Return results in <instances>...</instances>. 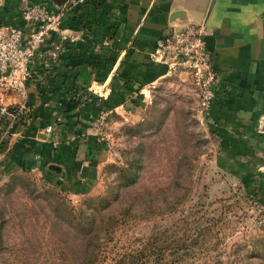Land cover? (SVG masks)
Wrapping results in <instances>:
<instances>
[{
    "label": "rangeland",
    "instance_id": "374dc122",
    "mask_svg": "<svg viewBox=\"0 0 264 264\" xmlns=\"http://www.w3.org/2000/svg\"><path fill=\"white\" fill-rule=\"evenodd\" d=\"M145 89L89 123L81 188L57 164L10 160L17 138L0 118V264H89L95 250L97 264H137L127 255L155 233L170 263L264 264L260 112L224 124L184 71Z\"/></svg>",
    "mask_w": 264,
    "mask_h": 264
},
{
    "label": "crops",
    "instance_id": "0c3cea01",
    "mask_svg": "<svg viewBox=\"0 0 264 264\" xmlns=\"http://www.w3.org/2000/svg\"><path fill=\"white\" fill-rule=\"evenodd\" d=\"M30 1L64 10L62 25L76 39L47 69L37 61L28 84L33 117L15 125L10 160L57 164L74 187L89 184L96 148L89 123L103 108L125 107L128 92L145 91L165 75L166 67L153 63L150 53L182 21L206 22L211 30L206 48L220 73L213 113L236 125L250 111L264 115V0ZM20 4L4 0L0 23L22 25ZM176 11L185 19L171 20ZM49 125L54 128L46 132Z\"/></svg>",
    "mask_w": 264,
    "mask_h": 264
},
{
    "label": "built area",
    "instance_id": "2783aa9c",
    "mask_svg": "<svg viewBox=\"0 0 264 264\" xmlns=\"http://www.w3.org/2000/svg\"><path fill=\"white\" fill-rule=\"evenodd\" d=\"M71 5L87 0H67ZM4 0H0V9ZM22 25L0 23V118L11 132L17 124H30L33 109L28 84L41 61L47 69L58 61L76 37L63 27L64 10L21 0ZM211 30L205 24H188L163 34L150 53L154 63L168 73L187 72L201 92V103L210 106L216 97L220 73L206 48ZM53 125L46 127L51 132ZM264 221V219H263Z\"/></svg>",
    "mask_w": 264,
    "mask_h": 264
},
{
    "label": "trees",
    "instance_id": "16d2710c",
    "mask_svg": "<svg viewBox=\"0 0 264 264\" xmlns=\"http://www.w3.org/2000/svg\"><path fill=\"white\" fill-rule=\"evenodd\" d=\"M81 99H78L76 102H75V106H79V102H80ZM135 177H129V179H127V182L130 183L133 181ZM154 235H157V233L153 234L152 237L149 239V241L145 244V247L139 251H136L134 253H130L127 255V257H131L133 258V260L135 262H138L137 264H139V261L142 257H145L146 256V260L144 262V264H177V263H174V262H171L168 261V253H167V250H166V247H163V246H159L158 249L156 250L155 249V246L153 245V243L155 242L156 240V237L155 239L153 238ZM100 246V245H98ZM187 248V247H186ZM99 250V248H97ZM99 252L98 251H94V254H93V257L90 261L89 264H97L96 262V258L99 257ZM174 254V253H173ZM151 258H154L155 260L153 261V263H151ZM178 259V258H176ZM122 258L120 260H118L117 262H119V264L122 263ZM133 262V261H132Z\"/></svg>",
    "mask_w": 264,
    "mask_h": 264
},
{
    "label": "water",
    "instance_id": "95a60500",
    "mask_svg": "<svg viewBox=\"0 0 264 264\" xmlns=\"http://www.w3.org/2000/svg\"><path fill=\"white\" fill-rule=\"evenodd\" d=\"M183 15H184L183 11H176L171 16V20H177V19L184 20L185 18L183 17ZM260 123H261L262 127H264V115H262V117H260Z\"/></svg>",
    "mask_w": 264,
    "mask_h": 264
}]
</instances>
